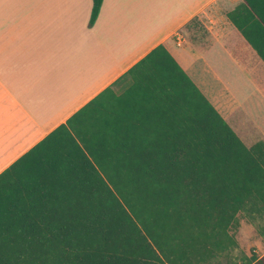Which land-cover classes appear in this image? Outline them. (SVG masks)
I'll list each match as a JSON object with an SVG mask.
<instances>
[{
  "label": "trees",
  "instance_id": "trees-1",
  "mask_svg": "<svg viewBox=\"0 0 264 264\" xmlns=\"http://www.w3.org/2000/svg\"><path fill=\"white\" fill-rule=\"evenodd\" d=\"M226 17L264 62V0ZM243 211L264 212V140L246 145L159 44L0 174V264H210Z\"/></svg>",
  "mask_w": 264,
  "mask_h": 264
},
{
  "label": "crops",
  "instance_id": "crops-1",
  "mask_svg": "<svg viewBox=\"0 0 264 264\" xmlns=\"http://www.w3.org/2000/svg\"><path fill=\"white\" fill-rule=\"evenodd\" d=\"M64 1L38 14L36 0H0V174L159 44L192 80L197 54L227 50L264 99V62L226 17L243 0H103L92 26V0ZM251 95L216 109L248 146L264 140L249 131Z\"/></svg>",
  "mask_w": 264,
  "mask_h": 264
},
{
  "label": "rangeland",
  "instance_id": "rangeland-1",
  "mask_svg": "<svg viewBox=\"0 0 264 264\" xmlns=\"http://www.w3.org/2000/svg\"><path fill=\"white\" fill-rule=\"evenodd\" d=\"M55 2L66 3L64 0H36V7H42L37 10V13L54 8ZM185 36L188 38V34ZM172 42L178 47L184 46L183 42L181 45L177 44L176 36L172 38ZM194 58V67L190 76L198 85L200 82L203 83L204 89L210 93L209 98L217 110L220 104L240 101L255 92L252 88L253 80L239 68L237 63H233L234 60L227 50L213 47L197 54ZM127 85L128 82L123 84V89ZM201 89H203L202 86ZM249 102V116L246 115L250 125L249 131L255 135L256 140L264 139V99L258 94H252ZM243 108L246 109L245 102L241 110ZM238 220L240 228L236 233L237 247L227 256L218 257L210 264H244L251 257L258 258L264 255V212L251 214L243 211L238 215Z\"/></svg>",
  "mask_w": 264,
  "mask_h": 264
}]
</instances>
